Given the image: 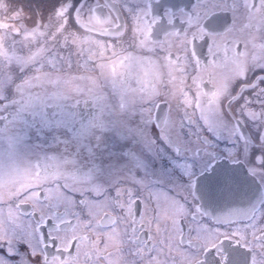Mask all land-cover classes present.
<instances>
[{
    "label": "snow or ice",
    "instance_id": "6c2138e0",
    "mask_svg": "<svg viewBox=\"0 0 264 264\" xmlns=\"http://www.w3.org/2000/svg\"><path fill=\"white\" fill-rule=\"evenodd\" d=\"M77 3L62 0L46 20L31 23L22 7L7 5L15 22L0 25V264H264V195L213 212L201 203L191 163L177 164L187 186L169 191L134 172L123 179L131 176L135 187L124 183L116 177L124 166L105 156L108 135L143 140L141 124L157 122L177 156L214 157L206 137L193 134L192 145L183 137L185 126L202 123L231 138L224 155L233 163L254 155L247 173L264 188V131L257 147L241 129L245 119L264 124V56L245 61L215 104L193 105L194 116L182 114L175 125L171 108L156 115L168 101L148 98L159 87L154 63L178 60L175 42L190 43L197 61L212 55L211 36L198 33L199 24L211 35L230 33L264 0H195L190 9L165 0ZM242 27L248 37L228 41L236 55L257 45L264 51V36L251 37L252 23ZM87 33L102 38L90 43ZM249 72L259 76L248 82ZM236 81L245 83L237 90ZM241 97L239 115L229 119ZM26 131L42 139L21 151ZM236 180L213 177L207 195L228 199Z\"/></svg>",
    "mask_w": 264,
    "mask_h": 264
},
{
    "label": "flooded vegetation",
    "instance_id": "af4514ba",
    "mask_svg": "<svg viewBox=\"0 0 264 264\" xmlns=\"http://www.w3.org/2000/svg\"><path fill=\"white\" fill-rule=\"evenodd\" d=\"M61 2L62 0H0V25L15 22L10 18L13 14L7 5L22 7L28 14L27 22L31 23L36 19L46 20L52 10L58 7ZM73 2L77 3V0H73ZM83 2L84 0H78L77 6ZM87 2L92 4L95 0H87ZM165 2L175 7L190 9L195 0H165ZM248 23L253 25L250 30L253 39L259 40L261 36H264V31H257L259 26L264 25V6H260V10L255 12L251 21L246 16L239 17L234 25L235 30L230 33L211 35L204 29L203 23H200L196 31L202 35L211 36L212 55H206L205 58L197 61L196 57L190 55L191 44L185 46L183 38H181L171 48L178 60L162 59L154 63L152 78L159 87L154 88L148 98L155 102L156 96H163L169 103V105H160L156 112L157 117L162 119L167 116L170 108L171 112L168 116L170 124H177L182 114L194 116L193 105L206 106L209 102L215 104L226 90V81L228 79L235 81L236 77L243 73L246 67L245 61L247 64H253L256 59L264 56V51H261L258 45L255 52L249 48L244 54L238 56L235 53L234 45L228 43L234 38L241 40L247 38L248 33L242 25ZM176 27L183 28L184 25L177 21ZM87 36L90 43L102 38L94 33H87ZM202 47L203 45L198 44L197 50L199 51ZM205 59L207 63H205ZM258 76L259 73L249 72L248 82L256 80ZM242 83L245 81H236L233 86L238 90ZM251 94L250 90L244 91L242 97ZM242 97L240 101L231 105L232 111L228 113L229 119L233 115H239L235 109L239 107V103H242ZM146 102V100L139 99L135 101L137 105ZM154 112L155 109H153ZM241 129L248 138L249 145L256 142L259 147L260 132L264 131V124L245 119L241 124ZM141 132L145 137L143 140L118 141L111 135L106 137L108 151L105 156L117 159L120 165L124 166L122 170L116 172L117 178L123 179L129 172H134L136 177L143 178L157 187L178 191L187 186L189 178L184 176L177 164L186 162L193 166L192 174L198 193L201 194V203L213 212L224 211L227 207H248L264 195V188H261L258 179L252 178L247 173L248 163L254 160V155L248 157L245 154V158L240 163H233L224 155L227 148L234 147L228 135L209 131L202 123L199 124V130L197 124L185 126L183 137L189 145L193 143V134L206 137L213 145L214 157L203 152L200 157H194L188 151L177 156L170 143L162 138L157 122L141 124ZM41 139H38L32 132L26 131L24 141L20 145L21 151H27L33 145L40 144ZM250 151H252L251 148ZM129 152L134 155L129 156ZM221 174L234 175L237 178L236 183L232 186L234 191L226 200L220 199L218 195L213 199L207 195L206 190L211 179ZM160 180H163L162 184L158 183ZM123 182L135 187L131 176L128 179H123ZM75 190L81 189L76 188ZM66 203L70 205L71 201H66Z\"/></svg>",
    "mask_w": 264,
    "mask_h": 264
},
{
    "label": "rangeland",
    "instance_id": "374dc122",
    "mask_svg": "<svg viewBox=\"0 0 264 264\" xmlns=\"http://www.w3.org/2000/svg\"><path fill=\"white\" fill-rule=\"evenodd\" d=\"M4 147H5V148L7 147V144H6V142H5V144H4Z\"/></svg>",
    "mask_w": 264,
    "mask_h": 264
}]
</instances>
